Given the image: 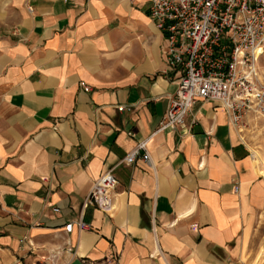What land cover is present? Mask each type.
Returning <instances> with one entry per match:
<instances>
[{
  "label": "crops",
  "instance_id": "1",
  "mask_svg": "<svg viewBox=\"0 0 264 264\" xmlns=\"http://www.w3.org/2000/svg\"><path fill=\"white\" fill-rule=\"evenodd\" d=\"M150 5L0 0V264L253 262L264 165L217 101L157 131L178 74ZM107 171L113 210L85 206Z\"/></svg>",
  "mask_w": 264,
  "mask_h": 264
},
{
  "label": "built area",
  "instance_id": "2",
  "mask_svg": "<svg viewBox=\"0 0 264 264\" xmlns=\"http://www.w3.org/2000/svg\"><path fill=\"white\" fill-rule=\"evenodd\" d=\"M150 13L165 31L166 61L178 74L176 93L157 131L186 126L197 99L220 102L239 133L249 114L264 117V0H151ZM148 141H140L123 161L132 164L140 157L151 163ZM116 185L112 171L102 174L85 206L111 212ZM77 225L89 226L83 219ZM73 226L67 223L65 231Z\"/></svg>",
  "mask_w": 264,
  "mask_h": 264
},
{
  "label": "rangeland",
  "instance_id": "3",
  "mask_svg": "<svg viewBox=\"0 0 264 264\" xmlns=\"http://www.w3.org/2000/svg\"><path fill=\"white\" fill-rule=\"evenodd\" d=\"M241 134L243 136H245V134L248 135L246 136V139H244V142L249 148L252 147L260 153L262 157L261 163L264 165V117L253 113L249 114L247 116L246 127ZM255 164H259V162ZM254 248L256 249L254 251V256H250V258L254 257L251 264H264V234L259 238Z\"/></svg>",
  "mask_w": 264,
  "mask_h": 264
},
{
  "label": "bare ground",
  "instance_id": "4",
  "mask_svg": "<svg viewBox=\"0 0 264 264\" xmlns=\"http://www.w3.org/2000/svg\"><path fill=\"white\" fill-rule=\"evenodd\" d=\"M239 135H240L241 139H243V140L245 139V136H243L241 134V131H240ZM250 150H251L252 159L254 160V163L262 162V157H261L260 153L252 147L250 148Z\"/></svg>",
  "mask_w": 264,
  "mask_h": 264
}]
</instances>
